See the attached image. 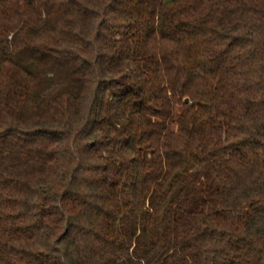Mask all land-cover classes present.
<instances>
[{"label": "trees", "instance_id": "obj_1", "mask_svg": "<svg viewBox=\"0 0 264 264\" xmlns=\"http://www.w3.org/2000/svg\"><path fill=\"white\" fill-rule=\"evenodd\" d=\"M0 264H264V0H0Z\"/></svg>", "mask_w": 264, "mask_h": 264}, {"label": "rangeland", "instance_id": "obj_2", "mask_svg": "<svg viewBox=\"0 0 264 264\" xmlns=\"http://www.w3.org/2000/svg\"><path fill=\"white\" fill-rule=\"evenodd\" d=\"M170 1H173V0H165V2H170Z\"/></svg>", "mask_w": 264, "mask_h": 264}, {"label": "water", "instance_id": "obj_3", "mask_svg": "<svg viewBox=\"0 0 264 264\" xmlns=\"http://www.w3.org/2000/svg\"><path fill=\"white\" fill-rule=\"evenodd\" d=\"M188 103V101L187 100H185V104H187Z\"/></svg>", "mask_w": 264, "mask_h": 264}]
</instances>
